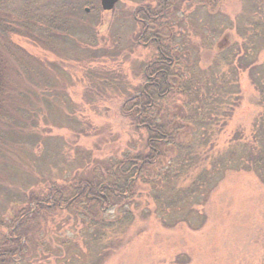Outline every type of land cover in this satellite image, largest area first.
Here are the masks:
<instances>
[{
  "label": "trees",
  "instance_id": "trees-1",
  "mask_svg": "<svg viewBox=\"0 0 264 264\" xmlns=\"http://www.w3.org/2000/svg\"><path fill=\"white\" fill-rule=\"evenodd\" d=\"M140 1L144 5L133 15L134 22L143 28L138 43L154 46L155 52L142 69L145 83L135 93L128 92L121 109L134 120L137 130L146 133L143 150L123 154L104 171L94 168L91 178L80 180L74 175L68 185L62 186L55 181H62L63 173L57 175V179L49 176L52 172L49 161L60 158L59 162H69L61 151L60 139L49 135L54 129L49 114L43 112L44 107H39L34 109V115H27L23 105H14L18 100L30 102L36 96L14 84L16 74L29 69L25 64L30 63L23 58L38 62L39 66L46 65V61L37 60L15 39L56 53L58 40L66 41L77 28H84L88 32L86 41L91 39V45H95L98 20L89 26L80 21L79 14L89 17L84 10L91 3L87 0H63L59 5L48 0L41 8L37 4L40 0H20V3L19 0H0V155L5 161L3 166H8L10 174L13 173L0 181V264H34L29 261L31 253L38 246L49 247L48 240L56 232L54 228L59 226L56 219L62 218V213H70L80 226L74 239L76 242L64 243L69 256L61 261L62 264H103L113 252L122 248L137 217L145 220L154 215L168 229L184 224L194 231L202 229L207 216L197 207L208 202L228 170H252L264 183V124L258 129L250 148L249 143L238 145L246 147V165L242 158L238 159L235 150L215 153L212 142L216 131L214 123L220 107L226 102L222 101V96L230 97L236 91L231 84L220 85L224 80L218 77L219 70H212L204 80L186 77L192 70L191 56L172 46L174 33L170 26L164 25L170 0ZM155 3L157 7H153ZM101 11L105 12L102 8ZM92 13L99 15L100 10L93 8ZM251 23L254 29L262 31L264 25L261 21L252 20ZM253 36L261 37L258 33ZM96 50L94 58H97ZM229 51L231 53L232 49ZM226 52H222L221 57L224 65L232 66L236 57L240 63L245 59L240 52L237 56L234 53L226 56ZM16 62L18 69L14 67ZM243 65L239 64L238 69L249 68L253 78L259 75L254 82L263 95L264 65L250 62ZM105 80L109 83L108 79ZM48 88L52 87L49 85ZM218 93L220 106L204 114V107L213 104V95ZM175 96L183 98L177 111L170 107L177 102ZM44 98L48 99L44 101L48 108L61 103L67 109L68 127L80 123L70 113L73 103L66 93L56 90L48 92ZM19 114L21 116H17ZM14 124L18 125L17 128ZM84 131L81 129L82 133ZM185 134L189 138L183 137ZM15 137L16 142L11 141ZM25 142L35 146L27 154L23 149ZM55 142L58 145L52 148ZM7 143L17 145V150L3 152L1 147L8 146ZM168 152L171 156L167 159ZM230 154L237 160L230 162ZM30 161L32 166L38 164V169L34 168L27 175L16 171ZM18 176L27 177L22 187L16 185ZM142 184L148 186L146 191L140 188ZM143 196L153 203L154 210L148 206L138 214L135 208L148 202L143 201ZM66 232L68 236L74 235L69 230ZM80 235L81 247L77 240Z\"/></svg>",
  "mask_w": 264,
  "mask_h": 264
},
{
  "label": "rangeland",
  "instance_id": "rangeland-1",
  "mask_svg": "<svg viewBox=\"0 0 264 264\" xmlns=\"http://www.w3.org/2000/svg\"><path fill=\"white\" fill-rule=\"evenodd\" d=\"M53 1L57 2L56 5L63 3V0ZM87 1L91 3L84 10H89V17L79 14V18L87 26L98 20L95 45H91V39L87 40L89 43L86 41L88 32L84 28H77L66 41L58 40L59 49L56 53L15 39L37 60L46 61V65L39 66L38 62L23 58L30 63L25 62L29 69L17 73L14 84L26 88L37 99L35 96L30 102L23 103L18 100L14 105H23L27 115H34L39 107H44L43 112L49 114L50 125L54 126L49 135L60 139L63 147L61 151L69 162H59L60 158L49 161L48 167L52 171L49 176L53 175L57 179V175L63 173L62 181L53 179L62 186L68 185L74 175L80 180L91 178L94 168L104 171L123 154L142 151L146 140V133L137 130L134 120L121 109L129 96L128 92L135 93L145 83L142 69L155 52L154 46L138 43L143 28L134 22L133 15L144 3L140 0H121L113 11L102 12L99 0ZM169 2L164 25L170 26L174 33L172 46L191 56L189 62L192 70L186 77L204 80L212 70H219L218 77L224 80L220 85L231 84L236 91L230 97L222 96V101L226 102L220 107L217 122L214 123V152L235 150L238 159L242 158L246 165V147L238 145L249 143L250 148L258 135V129L264 124V94L260 93L254 82L259 75L253 78L249 68L241 70L238 65L245 62L264 65V26L259 32L254 29V24L251 25L252 20L261 21L264 25V0ZM47 3L48 0L37 2L40 8ZM157 6L155 3L153 7ZM93 8L100 10L99 15L92 13ZM257 33L262 38H254L253 35ZM93 49L96 50L97 58H94ZM229 49H232L231 53ZM222 52H226V56L233 53L237 56L240 52L245 59L240 63L236 57L232 66L224 65L221 63ZM14 67L18 69L17 62ZM49 85L52 88H48ZM56 90L69 96L73 103L70 113L80 123L68 127L67 109L61 103L52 108L45 106L48 99L44 97ZM218 94L213 95V104L204 107V114L220 106ZM175 100L177 102L170 105L173 111L182 105L183 98L175 96ZM14 126L17 128L18 125ZM81 129L86 131L82 133ZM183 137L189 138L187 134ZM16 138L11 141L16 142ZM7 144L1 147L4 148L3 152L17 150V145ZM57 145L55 142L51 147L56 148ZM32 146L24 143L26 154ZM170 156L171 152H168L166 158ZM231 160H237L236 156L229 157V161L233 162ZM3 163L5 161L0 155V181L13 174ZM32 165L30 161L16 171L23 175L30 174L34 168L38 169V164ZM26 179V176H18L16 185L22 187ZM140 186L142 191L148 188L144 184ZM142 198L143 201L147 200L144 196ZM147 201L140 204L137 201L139 206L135 212L139 214L148 206L153 211V203ZM197 210L207 216L206 224L198 231L185 224L172 229L165 228L154 215L145 220L137 217L122 248L113 252L103 264H264V183L254 171L244 168L228 170L208 202L197 207ZM72 217L70 213H62V218L56 219L59 226L54 228L56 232L48 240L49 247H36L29 261L34 264H62L61 261L67 259L69 251L64 243L76 242L74 239L80 232L79 224ZM51 224L48 223L49 227H52ZM66 230L74 235L68 236ZM77 240L79 247L83 246L81 235Z\"/></svg>",
  "mask_w": 264,
  "mask_h": 264
},
{
  "label": "water",
  "instance_id": "water-1",
  "mask_svg": "<svg viewBox=\"0 0 264 264\" xmlns=\"http://www.w3.org/2000/svg\"><path fill=\"white\" fill-rule=\"evenodd\" d=\"M100 1V5L103 11L105 12H111L115 9V7L117 6V4L121 1V0H99ZM87 12H89V10H86Z\"/></svg>",
  "mask_w": 264,
  "mask_h": 264
}]
</instances>
